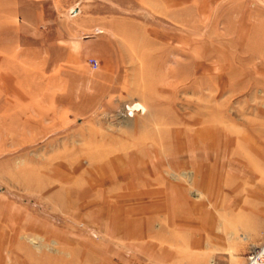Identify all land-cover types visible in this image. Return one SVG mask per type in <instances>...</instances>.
Returning <instances> with one entry per match:
<instances>
[{
  "label": "rangeland",
  "instance_id": "1",
  "mask_svg": "<svg viewBox=\"0 0 264 264\" xmlns=\"http://www.w3.org/2000/svg\"><path fill=\"white\" fill-rule=\"evenodd\" d=\"M256 235L264 0H0V264H244Z\"/></svg>",
  "mask_w": 264,
  "mask_h": 264
},
{
  "label": "crops",
  "instance_id": "2",
  "mask_svg": "<svg viewBox=\"0 0 264 264\" xmlns=\"http://www.w3.org/2000/svg\"><path fill=\"white\" fill-rule=\"evenodd\" d=\"M75 17V16H74ZM77 17V16H76ZM254 140V139H253ZM252 140H250L249 138H247V137H241L240 136V138H239V140H238V144L236 145V147H235V149L234 150H232L233 151V154L235 155V156H239V157H236V159H235V161L232 163V165L233 166H241L239 169H242V170H240V171H243V170H245V168H244V166H242L245 162H244V159L243 158H241V156L240 155H248V156H250V157H256V142H252V144H248V143H250ZM248 142V143H247ZM233 146V145H232ZM247 146V147H246ZM241 150V151H240ZM230 152V151H229ZM243 153V154H242ZM147 156V155H146ZM244 157V156H243ZM207 163H209V162H207ZM206 163V164H207ZM211 164H214L213 162L211 163ZM215 164H221V161L218 163V162H216ZM216 166L217 165H204V166H197V172L198 173H202L203 175H204V182H205V186L207 185L208 186V183H210V181H212V176H213V174H214V171H215V169L214 168H216ZM127 172V170L126 171H124L123 173L125 174ZM137 173H139V174H137ZM137 173H135V178L133 177V176H130V177H126V178H121V177H117V179L116 180H119V181H117V182H127L128 184L127 185H129V182H131L132 183V181H134V179H139V178H141V180L143 179V176H144V174L142 173V174H140L141 173V171L140 170H138L137 171ZM116 174V173H115ZM120 174V173H119ZM120 176V175H119ZM131 177H133V178H131ZM130 178H131V180H130ZM127 179L129 180V182L127 181ZM116 181H115V183H117ZM112 183V182H111ZM206 189H207V187H206ZM217 189H214V191L212 190V193H210L209 192V190L207 189V192H209L208 194L210 195V197L211 198H213V196H214V194L215 193H217ZM207 215H209V213L207 214V212H206V216ZM258 239H259V236H257L256 235V238H253V241L255 242H257L258 241ZM262 240V239H261ZM261 242V241H260ZM259 241L256 243V245L258 244V243H260ZM255 245V244H254ZM253 246V245H252ZM244 262H245V260H244Z\"/></svg>",
  "mask_w": 264,
  "mask_h": 264
},
{
  "label": "built area",
  "instance_id": "3",
  "mask_svg": "<svg viewBox=\"0 0 264 264\" xmlns=\"http://www.w3.org/2000/svg\"><path fill=\"white\" fill-rule=\"evenodd\" d=\"M89 65L93 70L98 69V62L94 59L89 60ZM244 264H264V235L257 245L253 246L245 257Z\"/></svg>",
  "mask_w": 264,
  "mask_h": 264
}]
</instances>
